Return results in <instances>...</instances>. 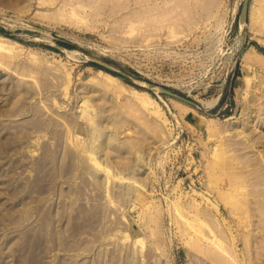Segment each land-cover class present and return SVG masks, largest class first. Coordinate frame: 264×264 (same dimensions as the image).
Returning a JSON list of instances; mask_svg holds the SVG:
<instances>
[{"label": "rangeland", "instance_id": "1", "mask_svg": "<svg viewBox=\"0 0 264 264\" xmlns=\"http://www.w3.org/2000/svg\"><path fill=\"white\" fill-rule=\"evenodd\" d=\"M242 1L0 0V264H264V0L243 27Z\"/></svg>", "mask_w": 264, "mask_h": 264}, {"label": "water", "instance_id": "2", "mask_svg": "<svg viewBox=\"0 0 264 264\" xmlns=\"http://www.w3.org/2000/svg\"><path fill=\"white\" fill-rule=\"evenodd\" d=\"M249 1L250 0H243L242 1L240 12L238 15V22H239V25L242 27L244 25H246V23H247ZM24 26L31 29V30H35V31H39V32H47L46 28L41 27V26H37L34 24H28V23L26 24L25 23ZM59 41H63V40L58 38V37H55V40L53 41L52 45L55 48L61 50L64 46L62 44H60ZM79 61H81V62H86V61L94 62L97 65L104 67L109 71L115 72V73L123 76L124 78L130 80L131 82L139 85L142 88H145L147 90H152V91H158L159 93H163V94H168V95L173 96L175 98H178L184 102L198 106V104L195 101H193V100H191V99H189V98H187V97H185L179 93H176L173 90H171L165 86L157 85V84H154L153 82H149V81L143 80L141 78H138L136 76H133L129 72H127V71H125V70L111 64L110 62L103 60L102 58L97 57V56L86 54L85 58H83ZM154 88H156L157 90H155Z\"/></svg>", "mask_w": 264, "mask_h": 264}, {"label": "bare ground", "instance_id": "3", "mask_svg": "<svg viewBox=\"0 0 264 264\" xmlns=\"http://www.w3.org/2000/svg\"><path fill=\"white\" fill-rule=\"evenodd\" d=\"M248 11H249V8H248ZM247 16H248V14H247ZM1 38H4L3 36H0ZM61 50H64L65 52H67V54L68 53H72L73 52V50H68L67 49V51H66V49H65V47H63ZM75 52V51H74ZM72 54H74V53H72ZM248 54V53H247ZM68 56H70V55H68ZM74 56V55H73ZM76 56V55H75ZM75 56H74V58H75ZM247 56V55H246ZM245 56V57H246ZM245 57H244V59H245ZM248 57V56H247ZM73 58V59H74ZM79 59V58H78ZM247 59V58H246ZM103 74H104V76H105V78H107V79H110V80H114V81H121L120 79H119V77L118 76H116V75H114V74H112V73H110V72H108V71H103ZM123 82V81H122ZM97 83V82H96ZM99 83V82H98ZM98 83H97V85H98ZM120 84H121V82H119ZM92 86H93V84H91ZM96 85V84H95ZM95 85H94V89L96 88V89H99L98 87L100 86H98L97 87V85H96V87H95ZM92 88V87H91ZM84 89V88H83ZM93 89V88H92ZM154 89H156V88H154ZM157 90V89H156ZM134 91H136V93L138 92V94L140 93V94H145V95H147V96H149V94H148V92L147 91H144V90H138V89H135ZM139 94V95H140ZM241 98V97H240ZM154 102V101H153ZM156 104V106L157 107H159V105L157 104V103H155ZM186 105V104H185ZM211 124V123H210ZM210 127V126H209ZM212 127V126H211ZM210 127V128H211ZM213 129V128H212ZM211 129V130H212ZM91 134H92V136H98L99 135V132L96 130V129H92L91 130ZM104 142H105V140H104ZM102 145V144H101ZM136 146V145H135ZM89 150H90V152H91V154H92V156H94L95 155V153H97V151L99 150L95 145H91V146H89ZM139 150V149H138ZM156 245V244H155ZM132 255V254H131ZM129 259H131V257H129ZM131 262V261H130ZM136 262V261H135Z\"/></svg>", "mask_w": 264, "mask_h": 264}, {"label": "trees", "instance_id": "4", "mask_svg": "<svg viewBox=\"0 0 264 264\" xmlns=\"http://www.w3.org/2000/svg\"><path fill=\"white\" fill-rule=\"evenodd\" d=\"M7 33V32H6ZM62 45H70L69 43H61ZM257 47H259L260 48V46H258L257 45ZM261 50H264V48H260ZM91 63H93V64H95V65H97L96 63H94V62H91ZM99 66V65H98ZM99 67H101V66H99ZM101 68H104V67H101ZM104 69H106V68H104ZM109 71V70H108ZM110 73H113V74H116V75H118V76H120L121 78H123L124 80H126V81H129L128 79H126V78H124L123 76H121V75H119V74H117V73H115V72H112V71H109Z\"/></svg>", "mask_w": 264, "mask_h": 264}]
</instances>
